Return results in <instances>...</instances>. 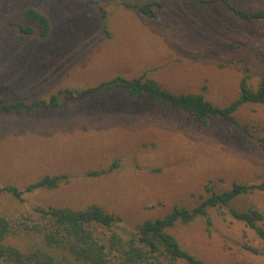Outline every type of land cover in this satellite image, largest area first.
Segmentation results:
<instances>
[{
	"label": "rangeland",
	"instance_id": "374dc122",
	"mask_svg": "<svg viewBox=\"0 0 264 264\" xmlns=\"http://www.w3.org/2000/svg\"><path fill=\"white\" fill-rule=\"evenodd\" d=\"M146 1L152 0L106 3L107 38L97 12L81 0H0V105L29 104L63 88L85 91L66 109L0 114V188L23 190L45 175L70 176L54 190L23 193L21 200L1 192V216L13 220L35 207L97 204L133 230L175 205L192 207L206 183L222 191L233 182L264 180L263 150L221 120L200 125L164 105L119 94L96 98L89 91L117 75L146 72L167 90L201 93L224 106L237 97L244 75L257 86L264 73V20L242 22L219 3L191 0H157L164 7L154 21L120 6ZM231 1L242 10L264 11V0ZM26 8L46 16L50 31L15 46L5 20L23 23ZM236 119L264 139V105H244ZM113 160L119 161L113 173L83 177ZM247 199L264 215V192ZM209 215L210 234L199 219L172 230L182 248L208 264H264V256L241 248L262 247L251 230L227 214Z\"/></svg>",
	"mask_w": 264,
	"mask_h": 264
},
{
	"label": "trees",
	"instance_id": "16d2710c",
	"mask_svg": "<svg viewBox=\"0 0 264 264\" xmlns=\"http://www.w3.org/2000/svg\"><path fill=\"white\" fill-rule=\"evenodd\" d=\"M97 12L101 29L109 37L106 3L112 0H81ZM198 4L219 3L242 22L254 23L264 20V11L242 10L231 0H191ZM141 18L154 21L164 3L152 0L146 2H122L120 5ZM21 21L5 20L14 29L11 40L20 46L34 37L46 38L50 24L41 12L26 8L21 13ZM244 75L238 84L237 97L224 106L208 101L201 93H175L163 88L146 72L136 78L117 75L92 86L89 91L96 98L108 94H119L130 100H147L151 104L167 106L175 111L188 114L200 125H207L212 119H219L228 127L239 130L264 152V139L250 133L241 125L236 114L244 105H264V73L255 88L248 84ZM88 91V92H89ZM85 93L81 89H59L46 99L34 100L27 104L22 101L0 105V114L26 111L33 114L39 110L67 107L71 98H79ZM118 160H113L106 168L90 170L83 174L88 179L109 175L117 169ZM69 175H45L28 184L23 190L15 186H4L0 193H8L21 200L23 193L36 190H54L67 183ZM204 195L188 208L173 206L161 217L145 219L127 230L121 226V218L97 204L80 209L69 207H35L29 214L15 219L0 215V264H208L200 257L182 248L172 230L177 225H189L201 220L204 231L210 234L213 228L210 210L227 214L251 230L261 242L257 248L243 243L241 248L255 256H264V215L249 198L264 192V180L259 183L233 182L229 188L216 191L206 183Z\"/></svg>",
	"mask_w": 264,
	"mask_h": 264
}]
</instances>
